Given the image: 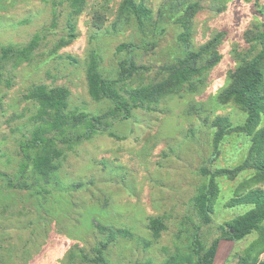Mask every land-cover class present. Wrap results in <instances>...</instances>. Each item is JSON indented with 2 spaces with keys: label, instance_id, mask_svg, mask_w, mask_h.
<instances>
[{
  "label": "rangeland",
  "instance_id": "1",
  "mask_svg": "<svg viewBox=\"0 0 264 264\" xmlns=\"http://www.w3.org/2000/svg\"><path fill=\"white\" fill-rule=\"evenodd\" d=\"M143 1L151 19L140 29L135 15L120 12L123 0H85L78 7L70 0H0V48L25 46L40 35L29 59L0 60V264H93L94 248L103 242L109 244V264H191L186 256L194 234L210 247L222 235V224L252 208L229 203L251 171L235 180L219 178L209 223L198 216L194 198L208 182L203 170L234 167L248 154L251 136L233 132L212 161L213 121L228 116L234 125L246 122L247 112L224 102L221 92L232 71L264 47V0ZM191 4L198 8L186 44L181 18ZM98 12L107 16L102 28L93 23ZM250 30L257 37L252 41ZM212 40L215 45L200 61L212 65L153 110L111 117L114 104L90 92L93 54L101 75L116 80L128 96L131 88L162 81L167 66ZM125 42L138 47L122 50ZM128 59L148 69L124 81L120 63ZM36 85L70 90L67 122L83 114H108L110 121L89 138L58 141L53 147L60 168L49 182L34 173L32 162L25 171L22 165L21 145L38 128L50 137L60 131L52 130L53 111L27 97ZM85 127L69 132L83 135ZM153 217L166 226L159 235L151 229ZM256 236L222 239L214 264H237Z\"/></svg>",
  "mask_w": 264,
  "mask_h": 264
},
{
  "label": "trees",
  "instance_id": "2",
  "mask_svg": "<svg viewBox=\"0 0 264 264\" xmlns=\"http://www.w3.org/2000/svg\"><path fill=\"white\" fill-rule=\"evenodd\" d=\"M74 7L82 6L85 0H70ZM198 5L191 4L181 21L185 30L181 34L182 40L188 44L192 35L191 19L197 12ZM120 12L133 14L138 19L139 28L143 29L151 19V10L143 0H123ZM107 16L98 12L94 16V25L102 28L105 25ZM73 27L70 36L73 35ZM246 35L250 41L256 37L253 31H247ZM40 35L37 34L33 40L25 46L9 45L0 48V60L29 59L39 42ZM264 41V39H261ZM264 43V42H263ZM215 45L212 40L199 51L190 50L178 63L167 66L169 74L158 83H148L136 88H131L128 96L121 93L117 87L116 80H107L99 71V64L96 54L91 56L88 68L90 92L100 99H108L114 104L111 117L122 116L123 119L132 117L134 109L145 108L153 110L164 97L181 90L185 83L201 74L212 65H200L204 58L205 51ZM138 47L135 42H125L121 45L122 50L133 52ZM120 74L124 77H131L141 69H148L145 65H138L135 61L128 59L120 63ZM120 76V77H122ZM123 80V78L121 79ZM40 103L43 111L52 110V130H60L59 134L47 136L42 128H38L30 139L24 142L22 150L25 154L23 170L25 171L32 162L33 171L41 179L49 182L59 170L60 164L56 162L58 150L54 145L58 142H70L81 137L89 138L100 129L109 126L108 114L104 117H91L87 115H75L71 122H67L70 115L65 114L70 97V90L63 86H56L48 89L45 85L34 86L27 94ZM221 99L224 102H234L247 112V119L244 124L234 125L228 116H218L213 121L215 128L214 153L212 161L216 160L221 153L220 145L224 137L233 132H243L251 136V144L244 161L234 167H220L214 171L203 170L208 176L207 185L194 198V206L199 217L206 222L212 220V213L215 211V202L219 197L221 188L219 178L225 177L231 180L237 179L245 172L251 171V175L241 183L230 200L231 206L252 205V208L221 225L222 235L214 243L207 247L200 240L198 233L194 234L190 255L187 254L191 264H214V258L218 252L222 239L241 241L253 234L256 238L237 256V264H264V47L252 58H245L231 73L229 84L221 92ZM41 109V111H42ZM84 122V124H82ZM70 125V127H68ZM83 125L86 129L83 135L73 136L69 132L71 128H79ZM73 131V130H72ZM78 130H75V132ZM34 152H33V151ZM151 229L155 235H159L166 227L161 217L151 218ZM108 243L103 242L94 248L95 256L90 258L93 264H109L105 256ZM169 262V261H168ZM167 262V264H168ZM175 264H181L179 261Z\"/></svg>",
  "mask_w": 264,
  "mask_h": 264
}]
</instances>
